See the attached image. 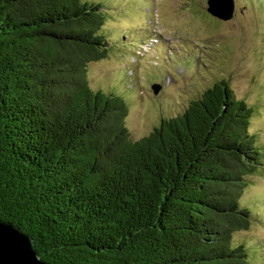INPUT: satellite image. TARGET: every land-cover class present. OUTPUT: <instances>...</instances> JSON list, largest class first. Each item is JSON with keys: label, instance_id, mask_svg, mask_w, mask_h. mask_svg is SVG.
I'll return each instance as SVG.
<instances>
[{"label": "trees", "instance_id": "trees-1", "mask_svg": "<svg viewBox=\"0 0 264 264\" xmlns=\"http://www.w3.org/2000/svg\"><path fill=\"white\" fill-rule=\"evenodd\" d=\"M106 1L0 0V218L55 264H253L255 106L217 79L133 138L136 80L88 76L114 47Z\"/></svg>", "mask_w": 264, "mask_h": 264}, {"label": "rangeland", "instance_id": "rangeland-1", "mask_svg": "<svg viewBox=\"0 0 264 264\" xmlns=\"http://www.w3.org/2000/svg\"><path fill=\"white\" fill-rule=\"evenodd\" d=\"M234 3L233 17L223 21L207 12L206 0L106 1L104 27L114 47L89 64L88 76L92 86L108 89L119 74L136 80L127 118L133 138L153 129L159 114L175 112L202 87L226 79L238 98L255 106L250 129L264 144V0ZM153 84L160 86L156 94ZM250 177L242 200L255 206L260 220L237 238L259 247L252 263L264 264V171Z\"/></svg>", "mask_w": 264, "mask_h": 264}, {"label": "water", "instance_id": "water-1", "mask_svg": "<svg viewBox=\"0 0 264 264\" xmlns=\"http://www.w3.org/2000/svg\"><path fill=\"white\" fill-rule=\"evenodd\" d=\"M206 10L223 21L233 17L234 0H206ZM156 94L158 84L151 86ZM0 264H55L42 259L32 236L24 233L21 228L8 220L0 218Z\"/></svg>", "mask_w": 264, "mask_h": 264}]
</instances>
